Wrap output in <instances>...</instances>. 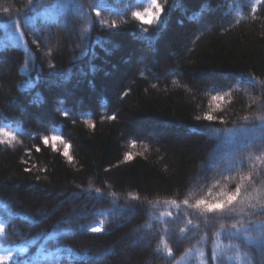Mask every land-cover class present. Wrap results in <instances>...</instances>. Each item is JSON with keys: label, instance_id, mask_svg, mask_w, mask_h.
I'll return each instance as SVG.
<instances>
[{"label": "trees", "instance_id": "16d2710c", "mask_svg": "<svg viewBox=\"0 0 264 264\" xmlns=\"http://www.w3.org/2000/svg\"><path fill=\"white\" fill-rule=\"evenodd\" d=\"M159 2L0 0L9 264H264V0Z\"/></svg>", "mask_w": 264, "mask_h": 264}, {"label": "snow or ice", "instance_id": "6c2138e0", "mask_svg": "<svg viewBox=\"0 0 264 264\" xmlns=\"http://www.w3.org/2000/svg\"><path fill=\"white\" fill-rule=\"evenodd\" d=\"M256 3L259 4L261 3V0H256ZM151 6L150 8L146 9L143 12L137 11L134 12L133 15L140 20L143 24L145 25H152L155 21H157L160 17V13L164 11V7L161 5V3L159 2V0H151ZM9 10L7 8L4 9V12H8ZM145 31H147V28L144 29ZM124 95H127V93H124ZM214 100L216 99H222V97L220 96H216L213 97ZM65 115H67V113H65ZM112 120L116 119L115 115H112L111 117H109ZM197 120H200L201 117L197 116L196 117ZM203 119L208 120V121H212L214 120V116L211 114H205V116L203 117ZM94 126V125H93ZM218 131V130H217ZM0 133H2L3 135L7 136L8 139V143H11V141L13 139H15V136L13 133H10L8 131H6L3 128H0ZM51 140L53 142L59 141L61 143H63V138L59 137V136H52ZM43 143L45 145H47L49 143V137L45 136L43 137ZM136 145V141L133 140L132 141V146L135 147ZM71 147V145L65 144V150H64V155L66 157H68L69 160L72 159V157L69 155L68 149ZM37 151H39V148H37ZM133 154L131 152L126 153V159L127 160H132ZM28 171H31V169H28ZM242 179H248L251 180L252 177L251 175L244 177ZM241 186H238L235 188V190L231 193H222L220 199H216V200H212V201H207L204 199L198 200L194 205H192L193 208L196 209H202L203 211H206L207 213H224L225 211L230 210V206H232L234 203H236V201L238 200V198L241 195ZM185 204L188 203L187 200L184 201ZM252 207H255V205H253ZM4 228L3 225H0V232H3ZM92 232H101L102 229L99 227H94L91 229ZM12 260L11 255H4V254H0V264H9V262Z\"/></svg>", "mask_w": 264, "mask_h": 264}, {"label": "rangeland", "instance_id": "374dc122", "mask_svg": "<svg viewBox=\"0 0 264 264\" xmlns=\"http://www.w3.org/2000/svg\"><path fill=\"white\" fill-rule=\"evenodd\" d=\"M206 26H208L207 25V23H203V25L201 26V29L202 28H204V27H206ZM57 41V39L55 38V36H53V37H51V38H46L45 39V45L46 46H54L53 44H54V41ZM108 42H110V44H111V41L110 40H108ZM108 44V43H107ZM110 44H108V46L110 45ZM84 46V44H82L80 47H83ZM182 48H183V46H182ZM136 62L137 63H139V64H141V62H143V59H142V57H138L137 59H136ZM155 77V76H154ZM53 83L55 84H57V82L55 81V80H51L50 81V84L54 87V88H56V86L55 85H53ZM64 86V85H63ZM155 137V136H154ZM59 197H58V199H61V197H62V194H59L58 195ZM140 231V230H139ZM137 233H139V232H135L134 234H137ZM135 241L134 240H132L131 242H129V244L128 243H126V242H123V243H121L119 246H117L116 247V255H118V254H121V255H124V256H126V248L127 247H129L128 245H131V244H133ZM118 247H120L119 249H118ZM130 248H134V249H140V248H136V247H130ZM106 261H104L103 263H105ZM148 263L149 264H151L150 263V261H148Z\"/></svg>", "mask_w": 264, "mask_h": 264}]
</instances>
